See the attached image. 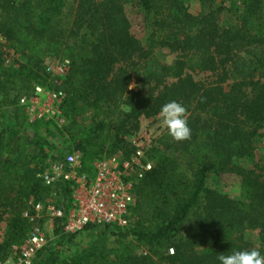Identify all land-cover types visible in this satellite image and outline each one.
<instances>
[{
  "label": "trees",
  "instance_id": "trees-1",
  "mask_svg": "<svg viewBox=\"0 0 264 264\" xmlns=\"http://www.w3.org/2000/svg\"><path fill=\"white\" fill-rule=\"evenodd\" d=\"M127 5L150 21L144 42L131 31ZM225 9L234 21L221 26L213 10L194 12L184 0H0V207L11 213L0 260L30 231L33 221L24 212L33 215L34 203L45 204L51 189L61 194L57 206L71 202L67 183H43L46 157L77 150L86 172L101 155L118 152L129 160L137 147L125 135L138 129L141 116L158 114L172 100L188 111L190 138L173 140L165 128L145 151L151 167L133 184L128 224H86L79 232L92 238L62 264H218L221 252L255 248L264 254V159L262 168L244 163L264 128V0ZM2 41L33 53L46 43L70 59L60 87L68 143L56 147L38 133L52 122H26L17 102L29 91L1 64ZM158 45L182 56L166 64L154 53ZM40 57L31 60L41 67ZM186 58L195 60L190 67L208 70L210 80L185 71ZM169 77L174 81L165 82ZM131 81L139 87L129 88ZM78 102L91 110L87 123L74 115ZM210 176L236 180L241 197L208 186ZM61 222L55 221L53 237L72 240L79 232H64ZM246 229L256 240L245 238ZM56 255L47 241L36 264H52Z\"/></svg>",
  "mask_w": 264,
  "mask_h": 264
},
{
  "label": "built area",
  "instance_id": "built-area-1",
  "mask_svg": "<svg viewBox=\"0 0 264 264\" xmlns=\"http://www.w3.org/2000/svg\"><path fill=\"white\" fill-rule=\"evenodd\" d=\"M68 67L69 60L64 59L57 64L47 63L45 71L55 83V79ZM63 97L64 92L60 89L36 84L31 92L19 96L17 104L23 108L27 123L42 120L61 126L65 122L60 108ZM141 156L137 147L135 154L129 160L122 159L119 165L114 162L115 158H110L107 163L96 159L92 162L91 172L81 170V154L77 150L67 152L60 159L50 160L40 174L42 181L48 186L67 183L71 189V202L66 209L57 206L51 199L45 204L34 203L33 215L24 212L33 221V226L15 248L14 255L0 260V264L8 260L12 264H36L35 255L47 242L46 233L35 222L42 211L51 225L56 220H62V230L66 233L79 232L88 223L126 226L130 220L129 206L134 200L133 184L151 167V161L147 158L141 160Z\"/></svg>",
  "mask_w": 264,
  "mask_h": 264
},
{
  "label": "rangeland",
  "instance_id": "rangeland-1",
  "mask_svg": "<svg viewBox=\"0 0 264 264\" xmlns=\"http://www.w3.org/2000/svg\"><path fill=\"white\" fill-rule=\"evenodd\" d=\"M243 0H207L204 3H199V0H184V5H188L189 10H192L194 12H198L200 10L207 11V10H213L214 15L216 16V20L221 26L229 25L233 23V14L232 12H227L226 7L230 6V4L234 5H241V2ZM70 4V2H68ZM74 4V3H73ZM220 4V5H219ZM66 5V3L64 4ZM67 7L63 6V9H66ZM127 15L130 19L131 23V31L132 33L140 38L141 41H145L146 37L151 30L150 21L145 20L142 14L136 12L135 9L131 8L130 5L126 6ZM67 14H59V16H66ZM61 17V18H62ZM67 18L65 19V23H67ZM69 26H71V23H68ZM1 64L4 66H10V71H12V80L15 82L20 83L22 86H24V89L31 92L33 89V86L36 84L42 85L46 88H54V86H58L59 88L63 85L65 86L66 76L70 67V59L63 53V51L54 52L52 48H49L46 43H40V51H35L37 53H33L34 49H30L29 47H20V44L16 45V48L12 45V43H7L5 41H2L1 44ZM155 55L164 63L166 64H172L173 61L182 56L180 52L174 51L173 49L169 48L168 46H162L158 45L154 49ZM34 54H38L40 57V60H42L41 67L38 65V62H34L31 60V56ZM244 54V53H243ZM68 59L69 60V67L67 68L65 73L60 74L55 80L57 82L53 83L54 78H50L49 73H46L45 71V65L47 63H60L62 60ZM185 71L191 73L193 78L200 82H206L207 80H210L211 75L208 70H203L197 66H194V68L190 67L189 64L195 62V60L192 59L190 61L188 58L185 59ZM38 63V64H37ZM256 77H262L261 74H259ZM263 78V77H262ZM264 80V78L262 79ZM174 81V78L169 77L166 78L165 82H171ZM129 85H132L133 88H138L139 85L134 84L133 81L129 83ZM129 87V88H131ZM63 92L64 89L60 88ZM27 92V93H29ZM65 93V92H64ZM43 100H41L42 102ZM81 102H78V108L75 110L74 115L76 116L78 122L82 124V122H88L89 114L91 113V110L89 107H82L80 106ZM5 104L1 99L0 96V109H4ZM25 115V114H24ZM26 120V117H25ZM63 126H53L48 124H41L38 126L37 131L40 133L50 144L55 145L56 147H60L70 141V135L67 132H63L61 129ZM165 129V126L163 125L159 113L152 116V117H143L141 116L139 118V127L137 130H134L131 133L126 134V139L131 143L135 141V146L139 147L141 150L142 156L141 160L146 159L147 156L145 154V151L147 148L152 144L163 132ZM48 155L51 152L50 150L47 151ZM133 156V155H132ZM110 158H115L114 162L116 164H120L121 160L123 159L120 153H114L110 155H101L100 161L103 163H107ZM264 159V128L259 131V136L256 138L255 143V150L253 157H251L249 160H245L244 163L247 166H253L254 163L257 164L258 167L262 166V161ZM96 160V159H95ZM49 157H46L45 162H49ZM94 161V160H93ZM92 161V162H93ZM91 162V164H92ZM257 167V168H258ZM92 169V168H91ZM133 169H130V172H133ZM87 172H91L89 169ZM264 174V169L260 171ZM208 186L214 187L219 189L220 191L226 193L228 196L232 198H240L242 194L241 187L239 183L236 180L232 179H225L222 178L220 180H216L215 177L210 176L207 179ZM61 194L58 193V190L51 189L50 192L47 195V200H56L60 198ZM31 204V201H30ZM6 205V204H5ZM10 210L8 206H4V204L0 207V242H2L4 236V230L7 226L8 218H9ZM35 222L38 223L44 232L46 233L47 241H50V245L54 250H57L56 259L52 264H62L63 259L69 258L72 253L75 250H78L81 245L89 241L92 237L91 232L89 231H81L76 234V236L68 241L66 239H63L62 241H59L58 239H55L53 237V227L54 225L50 224V221L48 220L45 213L39 212L38 216L35 219ZM55 224V223H54ZM33 226V225H32ZM245 238H249L251 240H256L255 233L253 231H250L249 229H246L244 232ZM50 238V239H49ZM49 239V240H48ZM20 244V243H19ZM18 243H15L11 246V250L8 253L6 258H11L14 255L15 248L19 245ZM5 258V259H6Z\"/></svg>",
  "mask_w": 264,
  "mask_h": 264
},
{
  "label": "clouds",
  "instance_id": "clouds-1",
  "mask_svg": "<svg viewBox=\"0 0 264 264\" xmlns=\"http://www.w3.org/2000/svg\"><path fill=\"white\" fill-rule=\"evenodd\" d=\"M132 85H129L131 87ZM186 107L175 100L160 106L159 117L167 129L168 135L176 141L187 140L191 136ZM218 264H264V254L258 249L232 250L228 254L221 252L216 256ZM5 264H12L11 260Z\"/></svg>",
  "mask_w": 264,
  "mask_h": 264
}]
</instances>
